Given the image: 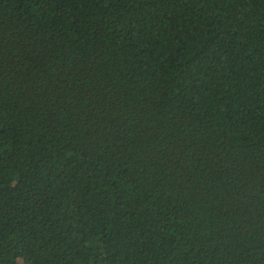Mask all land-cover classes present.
<instances>
[{"label":"trees","instance_id":"16d2710c","mask_svg":"<svg viewBox=\"0 0 264 264\" xmlns=\"http://www.w3.org/2000/svg\"><path fill=\"white\" fill-rule=\"evenodd\" d=\"M0 264H264V0H0Z\"/></svg>","mask_w":264,"mask_h":264}]
</instances>
